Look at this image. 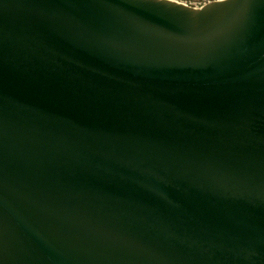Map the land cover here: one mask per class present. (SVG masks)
I'll return each mask as SVG.
<instances>
[{
  "label": "water",
  "instance_id": "obj_1",
  "mask_svg": "<svg viewBox=\"0 0 264 264\" xmlns=\"http://www.w3.org/2000/svg\"><path fill=\"white\" fill-rule=\"evenodd\" d=\"M0 264H264V0H0Z\"/></svg>",
  "mask_w": 264,
  "mask_h": 264
},
{
  "label": "rangeland",
  "instance_id": "obj_2",
  "mask_svg": "<svg viewBox=\"0 0 264 264\" xmlns=\"http://www.w3.org/2000/svg\"><path fill=\"white\" fill-rule=\"evenodd\" d=\"M175 1L185 3L191 7L199 8V7L203 6L204 4H206L210 1H213V0H175Z\"/></svg>",
  "mask_w": 264,
  "mask_h": 264
},
{
  "label": "built area",
  "instance_id": "obj_3",
  "mask_svg": "<svg viewBox=\"0 0 264 264\" xmlns=\"http://www.w3.org/2000/svg\"><path fill=\"white\" fill-rule=\"evenodd\" d=\"M185 4V3H184ZM187 5V4H186Z\"/></svg>",
  "mask_w": 264,
  "mask_h": 264
}]
</instances>
